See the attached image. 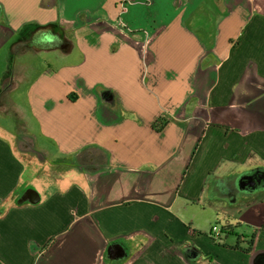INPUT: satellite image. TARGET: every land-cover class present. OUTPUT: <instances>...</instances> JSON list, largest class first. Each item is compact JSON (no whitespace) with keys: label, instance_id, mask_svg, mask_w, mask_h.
<instances>
[{"label":"crops","instance_id":"1","mask_svg":"<svg viewBox=\"0 0 264 264\" xmlns=\"http://www.w3.org/2000/svg\"><path fill=\"white\" fill-rule=\"evenodd\" d=\"M122 1L0 0V264H264V0Z\"/></svg>","mask_w":264,"mask_h":264},{"label":"rangeland","instance_id":"2","mask_svg":"<svg viewBox=\"0 0 264 264\" xmlns=\"http://www.w3.org/2000/svg\"><path fill=\"white\" fill-rule=\"evenodd\" d=\"M129 1H131L132 2V4L130 5L131 7L132 6H134V5H136V3H137V1H143V0H129ZM124 1H122V3H123ZM159 1L158 0H144V4L143 5H141V7H143V8H145L146 9V11L148 12V13H151V17H154L155 16V13L157 12V10H158V8H160L159 7ZM164 5V3H161V6H163ZM129 6V7H130ZM162 8V7H161ZM119 9H120V7H119ZM223 225H225V224H223ZM220 226V225H219ZM221 227V226H220ZM229 236V235H228ZM236 236H233V235H230L229 236V240L231 239V240H236V238H235ZM236 242V241H235Z\"/></svg>","mask_w":264,"mask_h":264},{"label":"built area","instance_id":"3","mask_svg":"<svg viewBox=\"0 0 264 264\" xmlns=\"http://www.w3.org/2000/svg\"><path fill=\"white\" fill-rule=\"evenodd\" d=\"M140 3H143V1H140ZM132 4V2L131 1H129V0H125L123 3L121 2V4H120V16H119V19H118V24H120V26L121 25H123L122 27H124L125 28V26H124V23H123V15L125 14V13H127V11H128V9H129V6ZM117 22V21H116ZM220 230L218 229V227H213V229H212V237L214 238V239H218L219 238V236H220Z\"/></svg>","mask_w":264,"mask_h":264},{"label":"trees","instance_id":"4","mask_svg":"<svg viewBox=\"0 0 264 264\" xmlns=\"http://www.w3.org/2000/svg\"><path fill=\"white\" fill-rule=\"evenodd\" d=\"M162 128H163V126H162V127H159V128L157 129V131H158V132H161V131H162Z\"/></svg>","mask_w":264,"mask_h":264}]
</instances>
